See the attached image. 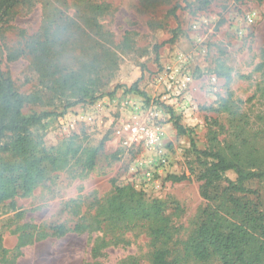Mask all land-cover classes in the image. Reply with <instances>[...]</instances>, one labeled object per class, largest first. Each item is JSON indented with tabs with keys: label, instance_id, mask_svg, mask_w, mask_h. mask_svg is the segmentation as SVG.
I'll use <instances>...</instances> for the list:
<instances>
[{
	"label": "rangeland",
	"instance_id": "374dc122",
	"mask_svg": "<svg viewBox=\"0 0 264 264\" xmlns=\"http://www.w3.org/2000/svg\"><path fill=\"white\" fill-rule=\"evenodd\" d=\"M109 45L115 63L102 59L93 72L102 73V95L31 128L44 176L0 202V264H151L158 247L168 249V264H221L184 255L208 204L198 179L208 160L170 116L191 128L198 149L264 148V0H20L0 29V70L22 95L41 96L24 114L48 110L59 107L51 81L87 71ZM134 81L147 100L123 88L107 94ZM21 160L0 153V163ZM251 161L260 167L264 156ZM245 186L253 192L233 196L264 216V180ZM114 198L154 206L164 220L119 215ZM240 211L230 219L242 222ZM158 225L168 235L156 240L147 228Z\"/></svg>",
	"mask_w": 264,
	"mask_h": 264
},
{
	"label": "trees",
	"instance_id": "16d2710c",
	"mask_svg": "<svg viewBox=\"0 0 264 264\" xmlns=\"http://www.w3.org/2000/svg\"><path fill=\"white\" fill-rule=\"evenodd\" d=\"M19 2L20 0H0V29ZM124 33V40H126L129 33L128 31ZM103 34L99 33V36L102 37ZM102 59H108L111 64L115 63V53L110 45L105 46L99 59L97 56L93 58L95 64L90 62L87 71L66 72L51 81L57 85L54 90L58 94L56 96L59 107L33 111L29 114L23 113L25 104L32 99L40 100L41 96L38 93L22 95L13 85L10 75L0 70V153H8L12 158H22L20 162L0 163V202L11 198L19 191L22 194L30 193L35 184L43 178L44 169L41 166V158L36 157L32 150L31 128L47 118L61 117L68 108L76 104L92 102L101 96L102 93L98 94V83L101 82L103 76L101 72L96 75L93 72L97 63ZM107 68L96 70L103 72ZM120 88H123L124 92H134L145 100L148 99L146 93L139 89L137 81L129 86L115 85L107 94L111 96ZM170 118L173 120L176 133L189 137L192 151L208 160L198 178L204 182L202 193L208 200V204L203 210L200 222L184 245V255L198 261L216 256L221 264H264V216L256 217L252 211L241 205L238 198L233 196L234 194H251L253 190L247 188L245 183L250 180H264V164L257 167L251 161L259 155L264 156V148L242 144L236 148L237 150L235 149L233 156L220 150L198 149L191 137L193 132L191 128L184 126L172 111ZM6 137L8 141L3 142ZM101 147L102 143L89 151L88 166L93 165L94 157ZM227 172H233L235 179H225L224 174ZM174 178L180 180L182 176H174ZM223 179L227 185L221 188ZM116 200V198L111 200L110 207L119 215L127 216L135 213L136 216L153 222L164 220L154 206L132 208ZM216 200L219 202L217 203ZM225 208L228 209L224 211ZM240 209L244 211L242 222L232 221L230 216L234 215L233 212L242 214ZM165 227L158 225L147 229L150 236L158 240L161 236L168 235ZM63 230V227L59 225L54 232L56 235H61ZM256 239V250L254 251L251 250V246ZM168 256V249L155 248L151 255V264H168Z\"/></svg>",
	"mask_w": 264,
	"mask_h": 264
},
{
	"label": "built area",
	"instance_id": "2783aa9c",
	"mask_svg": "<svg viewBox=\"0 0 264 264\" xmlns=\"http://www.w3.org/2000/svg\"><path fill=\"white\" fill-rule=\"evenodd\" d=\"M186 80H189L188 70H187V72L184 73V79L181 80L182 81V83H181L182 87L185 86V84L187 82ZM155 138H156V136L150 137L149 139H147V141L150 142V143H153L155 141Z\"/></svg>",
	"mask_w": 264,
	"mask_h": 264
}]
</instances>
